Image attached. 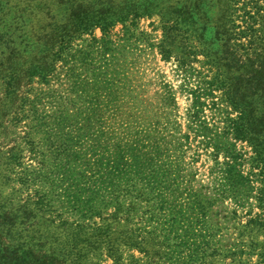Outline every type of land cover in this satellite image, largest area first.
<instances>
[{
  "label": "rangeland",
  "instance_id": "rangeland-1",
  "mask_svg": "<svg viewBox=\"0 0 264 264\" xmlns=\"http://www.w3.org/2000/svg\"><path fill=\"white\" fill-rule=\"evenodd\" d=\"M97 1L0 0V264H264L260 161L195 45L153 16L40 49ZM235 1L239 37L264 1Z\"/></svg>",
  "mask_w": 264,
  "mask_h": 264
},
{
  "label": "trees",
  "instance_id": "trees-1",
  "mask_svg": "<svg viewBox=\"0 0 264 264\" xmlns=\"http://www.w3.org/2000/svg\"><path fill=\"white\" fill-rule=\"evenodd\" d=\"M236 4L235 0H98L97 6L90 3L80 9L71 24L67 17L66 24L54 26L40 49L52 50L48 39L56 36L72 40L77 32H89L95 27L109 35L117 25L127 31V25L137 20L159 16L165 29L160 52L170 54V48L183 39L190 43L187 47L191 50V45L200 50L213 74L209 88L220 91L225 104L237 113L232 133L251 144L254 162L260 161L257 170L264 184V19L258 23L256 17L245 13L253 23L243 22L248 24L246 35L242 31L236 36L235 15L240 10ZM255 25L258 28L254 30ZM242 40L248 41L247 47L240 44Z\"/></svg>",
  "mask_w": 264,
  "mask_h": 264
}]
</instances>
